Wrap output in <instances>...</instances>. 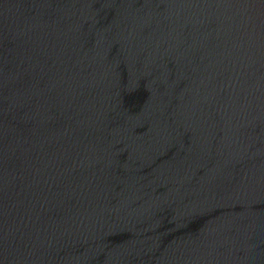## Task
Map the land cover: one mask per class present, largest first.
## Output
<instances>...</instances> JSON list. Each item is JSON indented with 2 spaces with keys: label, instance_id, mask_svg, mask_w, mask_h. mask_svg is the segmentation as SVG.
I'll return each instance as SVG.
<instances>
[{
  "label": "water",
  "instance_id": "95a60500",
  "mask_svg": "<svg viewBox=\"0 0 264 264\" xmlns=\"http://www.w3.org/2000/svg\"><path fill=\"white\" fill-rule=\"evenodd\" d=\"M0 264H264V0H0Z\"/></svg>",
  "mask_w": 264,
  "mask_h": 264
}]
</instances>
